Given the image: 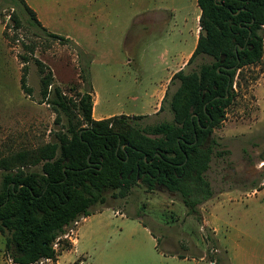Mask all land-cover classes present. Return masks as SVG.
Returning a JSON list of instances; mask_svg holds the SVG:
<instances>
[{
	"label": "rangeland",
	"instance_id": "rangeland-1",
	"mask_svg": "<svg viewBox=\"0 0 264 264\" xmlns=\"http://www.w3.org/2000/svg\"><path fill=\"white\" fill-rule=\"evenodd\" d=\"M35 1L42 7H54L53 32L74 34L75 22L59 18L58 0ZM13 13L19 24L11 17ZM143 29L134 26L133 36ZM262 33L264 39V27ZM155 36L150 28L145 33L149 41ZM117 39L112 36L108 43L97 46L100 50L95 47L97 51L87 53L73 38L67 42L48 35L32 22L18 0H0V157L57 141L56 133L66 129L68 118L56 104V87L82 118L81 108L74 102L77 104L87 87L82 79L86 63L92 84L94 77V92L100 97L97 115L129 111L134 102L131 96L139 95L144 85L130 84L131 76L140 79L142 74L136 62L126 61L140 53H131L124 47V39L120 44ZM82 40L91 50L99 45L91 37ZM24 58L28 59L31 93L21 87ZM36 59L53 74L46 97ZM210 61V57L198 55L185 70H197ZM160 71L151 61L149 72ZM178 85L176 80L170 94ZM233 89L235 97L226 117L214 129L221 144L218 150L225 151L218 156L215 150L207 172L214 196L197 206L198 214L188 212L180 195L162 188L147 191L137 185L124 198L109 191L104 204L96 205L95 212L80 218L55 240L56 259L43 258L33 264H264V53L257 63L237 71ZM167 107L159 115L138 120L144 125L172 120ZM32 168L40 170L41 165ZM229 189L234 191L221 194ZM204 216L210 220L208 227ZM9 263L14 262L0 232V264Z\"/></svg>",
	"mask_w": 264,
	"mask_h": 264
},
{
	"label": "trees",
	"instance_id": "trees-1",
	"mask_svg": "<svg viewBox=\"0 0 264 264\" xmlns=\"http://www.w3.org/2000/svg\"><path fill=\"white\" fill-rule=\"evenodd\" d=\"M32 22L47 31L25 0ZM201 31L190 60L208 56L199 69L179 70L177 89L167 91L161 109L172 120L142 124L145 116H92L93 87L89 64L82 69L87 87L77 104L82 118L71 109L67 97L56 87V104L68 118L57 141L26 148L0 157V232L12 261L32 264L56 259L54 242L94 207L107 201V193L124 198L134 186L147 191L159 188L177 193L188 212L214 196L207 172L221 144L214 129L223 122L232 103L234 81L242 67L257 63L264 53V0H198ZM19 24L16 13L11 15ZM48 32V31H47ZM61 41L69 37L48 32ZM243 47V48H242ZM24 58L21 87L27 84ZM42 74V94H48L52 71L36 59ZM41 165L40 170L32 167Z\"/></svg>",
	"mask_w": 264,
	"mask_h": 264
},
{
	"label": "crops",
	"instance_id": "crops-1",
	"mask_svg": "<svg viewBox=\"0 0 264 264\" xmlns=\"http://www.w3.org/2000/svg\"><path fill=\"white\" fill-rule=\"evenodd\" d=\"M25 1L35 11L42 26L48 32L55 33L51 30L54 7L49 5L42 7L35 0ZM55 3L59 5L58 13L61 20L75 22V27L71 28L74 34L67 36L80 42L87 53L100 50L97 46L108 43L112 36L119 38L117 39L119 44L124 39V47L131 53H134V50L140 53L138 58L131 56L126 61L129 64L136 62L142 74L140 79L131 76L130 84L144 85L139 95L131 96L134 102L129 111L120 109L109 114L97 115L100 97L96 96L93 88L92 116L95 119H103L126 114L152 118L162 113L164 110L161 107L167 91L174 83V75L189 66L188 62L197 47L201 31V7L198 0H58ZM136 25L145 29L134 32L133 36L131 30ZM149 28L150 32L156 31V36L150 41L145 38ZM83 37L94 38L99 45H93L91 50L83 42ZM130 37L132 45L128 43ZM95 47L98 49H94ZM110 48L107 47L106 50ZM151 61L154 66L161 68L160 73L149 72ZM92 82L94 84V77ZM231 191L234 190L229 189L221 194ZM203 218L205 226H210L207 216Z\"/></svg>",
	"mask_w": 264,
	"mask_h": 264
},
{
	"label": "built area",
	"instance_id": "built-area-1",
	"mask_svg": "<svg viewBox=\"0 0 264 264\" xmlns=\"http://www.w3.org/2000/svg\"><path fill=\"white\" fill-rule=\"evenodd\" d=\"M263 184H264V180H263ZM71 232H73V230H71ZM59 239V238H58ZM57 244V243H56ZM33 264V263H32Z\"/></svg>",
	"mask_w": 264,
	"mask_h": 264
},
{
	"label": "flooded vegetation",
	"instance_id": "flooded-vegetation-1",
	"mask_svg": "<svg viewBox=\"0 0 264 264\" xmlns=\"http://www.w3.org/2000/svg\"><path fill=\"white\" fill-rule=\"evenodd\" d=\"M225 179H227V177H225Z\"/></svg>",
	"mask_w": 264,
	"mask_h": 264
},
{
	"label": "water",
	"instance_id": "water-1",
	"mask_svg": "<svg viewBox=\"0 0 264 264\" xmlns=\"http://www.w3.org/2000/svg\"><path fill=\"white\" fill-rule=\"evenodd\" d=\"M243 48V47H242Z\"/></svg>",
	"mask_w": 264,
	"mask_h": 264
}]
</instances>
